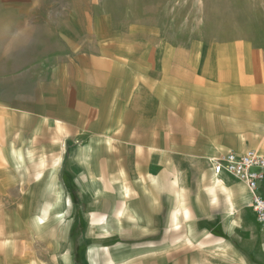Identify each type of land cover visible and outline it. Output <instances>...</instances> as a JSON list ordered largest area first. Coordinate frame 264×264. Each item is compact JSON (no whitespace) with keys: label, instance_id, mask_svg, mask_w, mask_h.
<instances>
[{"label":"crops","instance_id":"crops-1","mask_svg":"<svg viewBox=\"0 0 264 264\" xmlns=\"http://www.w3.org/2000/svg\"><path fill=\"white\" fill-rule=\"evenodd\" d=\"M62 40L63 57L51 56L42 97L36 95L35 106L29 104L24 113L32 114L28 128L41 142L68 139L77 144L69 160L74 186L84 188L89 202H104L103 215L91 220L102 222V228L105 220L108 233L130 231L146 246H170L182 236L194 243L225 244L237 231L242 239L247 235L259 243L255 252L261 249L264 228L250 206V190L232 174L215 176L209 160L230 150L264 154V143L211 145L198 132L205 127L201 117L210 118L219 106L238 108L245 117L255 110L259 123L253 126L264 127V86L255 83L260 65L245 64L246 70L232 72L233 58L247 57V48L242 46L241 54L233 51L235 42L209 44L199 56L206 64L197 71L189 64L197 62L199 46L186 55L183 48L161 41L152 45L140 31L103 34L95 29L89 36ZM236 81H244L243 88H236ZM177 161L190 165L185 171L192 173L190 187H178ZM199 163L206 167L197 173ZM101 177L105 194L93 189ZM259 186L262 194L264 177ZM184 196L187 200L178 199ZM116 199L129 200L125 212L114 211L109 202ZM248 226L252 232L244 234ZM94 253L97 264L99 254ZM138 254L132 264L150 261ZM161 254L153 262L178 264L183 259L175 250Z\"/></svg>","mask_w":264,"mask_h":264},{"label":"rangeland","instance_id":"rangeland-1","mask_svg":"<svg viewBox=\"0 0 264 264\" xmlns=\"http://www.w3.org/2000/svg\"><path fill=\"white\" fill-rule=\"evenodd\" d=\"M95 29L103 34L140 31L150 36L152 45L161 41L183 48L186 55L199 46L197 62L188 63L197 71L206 64L199 56L209 44L235 42L234 52L242 54L244 46L249 53L233 58L232 72L257 63L260 77L255 83L264 86V0H0V264H93L94 252L99 254L97 264H132L137 252L150 259L147 264H157L153 260L158 254L173 250L182 253L178 264H264V239L255 252L259 243L247 235L242 239L237 231L225 244L194 243L182 236L158 247L135 240L130 231L108 233L105 220L104 228L91 220L103 215L104 202H89L84 188L74 186L69 160L77 144L68 139L41 142L28 128L32 114L24 111L35 106L36 95L42 97L51 56L63 57L62 37L89 36ZM235 84L243 88L239 85L244 81ZM212 110L210 118L201 117L205 127L198 131L211 145L264 143V127L253 126L259 123L255 110L248 117L238 108ZM189 166L177 161L178 187H190ZM205 167L199 163L195 169L200 173ZM105 187L101 177L93 189L105 194ZM109 203L114 211L125 212L129 200ZM248 227L244 234L252 232Z\"/></svg>","mask_w":264,"mask_h":264},{"label":"built area","instance_id":"built-area-1","mask_svg":"<svg viewBox=\"0 0 264 264\" xmlns=\"http://www.w3.org/2000/svg\"><path fill=\"white\" fill-rule=\"evenodd\" d=\"M209 162L215 176L232 174L248 187L252 195L250 206L264 228V192L259 193V184L264 177V154L257 149H248L241 154L230 150L211 158Z\"/></svg>","mask_w":264,"mask_h":264}]
</instances>
